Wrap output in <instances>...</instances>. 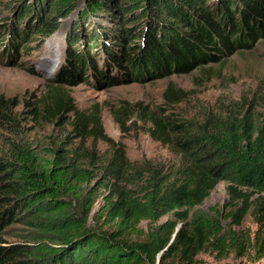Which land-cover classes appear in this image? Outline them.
I'll return each mask as SVG.
<instances>
[{
    "label": "trees",
    "instance_id": "1",
    "mask_svg": "<svg viewBox=\"0 0 264 264\" xmlns=\"http://www.w3.org/2000/svg\"><path fill=\"white\" fill-rule=\"evenodd\" d=\"M9 5L12 18L0 24V55L17 52L30 28L32 34H54L59 19L76 14L64 61L51 79L61 86L91 79L108 88L189 73L250 50L264 36V0H9ZM13 114L11 100L0 97V129L14 123ZM166 119L156 124L171 130L165 142L180 163L166 174L154 169L136 193L115 190L107 196L105 217L116 224L114 230L91 225L93 198L84 194L94 178L89 168L62 149L46 159L10 140L0 155V264H193L202 252L263 259V227L253 233L242 226L253 195H260L264 215V119L248 112L194 125ZM132 168L117 153L104 173L118 180ZM222 181L230 184L229 203L202 210ZM81 198L80 214L72 200ZM168 214L176 221L154 226ZM145 221L150 227L144 241L125 238ZM15 226L30 229L24 241L5 239Z\"/></svg>",
    "mask_w": 264,
    "mask_h": 264
},
{
    "label": "rangeland",
    "instance_id": "2",
    "mask_svg": "<svg viewBox=\"0 0 264 264\" xmlns=\"http://www.w3.org/2000/svg\"><path fill=\"white\" fill-rule=\"evenodd\" d=\"M11 6L9 0H0V24L9 23ZM50 8L49 2V13ZM74 18L76 14L59 19L57 31L47 36L32 34L34 27L30 28L17 52L0 55V97L11 100L14 113V123L0 129V155L6 154L10 140L26 143L46 159L57 149L67 152L75 163L89 168L94 175L84 192L93 198L91 225L104 224L105 229L114 230L116 224L107 222L105 217L107 196L114 195L115 190L136 193L154 169L166 174L180 163V157L165 142L170 139L171 130L157 126L156 120L165 123L170 117L177 119L176 123L194 125L207 118L242 117L247 112L255 119H264V36L250 50L189 73L155 80L145 77L141 82H121L108 88L91 79L61 86L51 79L64 61L66 35ZM117 153L133 168L115 180L104 169ZM229 186L226 181L220 182L201 209L224 208L230 201ZM259 196L251 197L253 207L242 226L253 233L260 226L264 229ZM84 199L72 200L74 210L80 214ZM240 204L241 201L237 205ZM165 221L174 222L176 218L168 214L154 226ZM149 227L147 221L142 222L137 231L127 233L125 238L144 241ZM28 232L30 229L25 226H15L5 239L22 242ZM193 264H264V258L256 260L235 253L217 258L213 253L202 252Z\"/></svg>",
    "mask_w": 264,
    "mask_h": 264
}]
</instances>
